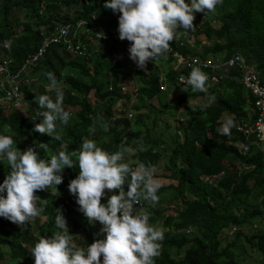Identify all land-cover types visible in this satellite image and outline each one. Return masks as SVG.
<instances>
[{
	"label": "trees",
	"instance_id": "trees-1",
	"mask_svg": "<svg viewBox=\"0 0 264 264\" xmlns=\"http://www.w3.org/2000/svg\"><path fill=\"white\" fill-rule=\"evenodd\" d=\"M103 3L104 0H0V60L11 56L20 63L41 45L42 30L50 33L55 26L81 20L91 30L108 36L100 41L110 47L106 54L97 51L89 44L94 36L86 31L80 33L86 46L81 54L72 55L61 45L50 44L31 72L33 76L41 73L43 83L37 89L33 88L35 84L22 87L27 102L22 110L0 108V133L11 135L13 146L21 151L27 147L36 150V145L46 143L47 152L37 148L43 158L54 154L62 142L68 143L69 151H78L82 138H87L108 152L121 147L133 150L129 162L132 167L138 162L151 164L162 185L157 193L159 200L155 206L141 201L134 207L150 214V225L164 230L155 264H240L235 259L240 250L234 248L240 237L260 253L264 262V144L257 141L254 133L244 135L237 130V126L251 125L257 114L252 94L240 81V71L222 64L202 68L207 75V92L182 91L179 78L186 79L190 70L174 67L169 53L149 61L144 70L138 69L128 58L129 42L117 38L119 13L105 9ZM65 6L76 8L70 20L60 17ZM15 10H25L23 20H19ZM212 13L194 12L193 30L178 31L177 37L169 42L170 47L213 63L216 58L224 61L239 53L247 64L254 66L264 85V0H222ZM17 28L20 30L15 33ZM5 39L10 41L9 54L2 48ZM118 55L123 58L118 59ZM46 71L56 75L63 92V107L71 113L67 124L57 123L60 141L32 131L34 123L40 120L31 119L38 108L34 99L45 94ZM133 71L135 77L131 75ZM129 87L133 88L132 93ZM163 87L180 90V102H184L181 109L180 102L168 105L162 101ZM90 92L97 102L89 100ZM134 93L137 98L132 108L136 114L129 116L126 102ZM154 99L163 113L179 120L172 133H166V126L165 131H158L157 111L151 103ZM117 103H120L118 110ZM201 104L206 107L201 109ZM141 109H147L148 114H141ZM149 113L154 116L147 121ZM131 117L136 128L130 127ZM227 117L233 119L234 126L230 135L224 136L217 129ZM102 124L107 125V131L101 128ZM242 143L249 145L248 152L242 151ZM9 170L6 162L0 163V181ZM77 173V167H65L55 195L51 188L34 193L39 197L38 205H43L39 215L44 222L34 219L21 228L0 218V253L8 252L7 260L33 264L27 249L41 236L58 231L54 224L57 208L76 248L103 238L100 224L95 221L89 224L78 211L74 196L63 193ZM123 187L126 190L127 186ZM58 193L65 195L67 201L59 198ZM186 194L190 197L184 198ZM105 195L111 193L105 190ZM256 198L259 203L250 208ZM163 203L170 205L164 207ZM255 221L259 223L256 230L245 233L244 229ZM224 232H234L236 236L226 246L221 245Z\"/></svg>",
	"mask_w": 264,
	"mask_h": 264
},
{
	"label": "clouds",
	"instance_id": "clouds-1",
	"mask_svg": "<svg viewBox=\"0 0 264 264\" xmlns=\"http://www.w3.org/2000/svg\"><path fill=\"white\" fill-rule=\"evenodd\" d=\"M220 3L222 0H104L103 7L119 13L117 38L129 42L128 58L138 69L144 70L149 61L166 56L171 50L169 42L177 37L178 31L193 30L194 12L204 15L214 12ZM44 76L47 79L45 94L34 99L38 108L31 117L40 120L34 123L32 131L60 141L57 123L67 124L71 113L63 107V92L56 75L46 71ZM206 81L207 75L199 66H190L187 78H181L180 87L186 92L206 93ZM31 84H40V79ZM25 106L24 99L23 106L17 110ZM233 126V119L227 117L217 131L229 136ZM101 128L107 131L106 124ZM37 148L47 152L48 145L41 142L36 150L27 147L21 151L13 146L11 135L0 133V163L10 166L8 174L0 181V218L21 228L25 222L34 221L43 208L34 193L51 188L53 194H57L56 186L62 183L63 169L75 166L78 173L69 180L67 190L88 223L100 224L103 238L76 248L71 243L65 218L57 208L54 224L58 231L51 236H41L27 249L33 264H155L164 230L150 225V214L134 207L141 201L155 206L159 200L157 193L162 185L155 178L151 164L138 162L132 167L125 161L126 148L108 152L87 138H82L78 151H69L68 143L62 142L47 158L39 156ZM123 185L127 186L126 190ZM105 190L111 195L106 196ZM58 197L67 201L62 193H58ZM102 197V200L107 197L106 202H100Z\"/></svg>",
	"mask_w": 264,
	"mask_h": 264
},
{
	"label": "built area",
	"instance_id": "built-area-1",
	"mask_svg": "<svg viewBox=\"0 0 264 264\" xmlns=\"http://www.w3.org/2000/svg\"><path fill=\"white\" fill-rule=\"evenodd\" d=\"M83 31L92 34L96 40L108 39V36L103 35L101 31L91 30L86 21L81 20L75 22V24L64 23L55 26L50 33L42 30L40 33L42 37L41 45L35 51L28 53L20 63L14 62L11 56L2 58L0 60V108L18 109L23 106L22 87L38 82V75H31L32 68L42 60L50 44L61 45L66 52L72 55L81 54L85 49L80 36ZM2 48L9 54L10 41L8 39L3 40ZM170 48L171 50L168 53L173 58L174 67L183 66L190 70V66H199L201 70L202 68H214L222 64L240 71V81L252 94L257 114L251 126H237V130L244 135L254 133L256 139L264 144V85L261 83L254 66L247 64L239 53H234L224 61H222V58H216L213 63L195 55L184 54L175 46ZM179 81H181V78H179ZM241 149L245 153L249 150V145L242 143Z\"/></svg>",
	"mask_w": 264,
	"mask_h": 264
},
{
	"label": "rangeland",
	"instance_id": "rangeland-1",
	"mask_svg": "<svg viewBox=\"0 0 264 264\" xmlns=\"http://www.w3.org/2000/svg\"><path fill=\"white\" fill-rule=\"evenodd\" d=\"M75 7L74 6H65L62 11H61V14H60V17L61 18H65L70 20L74 14H75ZM15 13L18 15L19 17V20H23L24 18V13H25V10H15ZM212 13V12H211ZM213 14V13H212ZM20 30V28H17L14 30L15 33H18ZM202 43H206L205 41H203ZM89 44H92L94 46V48L97 50V51H101L102 53H108V50H109V45L108 44H104V43H101V41H96V40H91L89 42ZM118 59H122L123 56L122 55H118L117 56ZM132 74V77H135L136 76V73L133 71L131 72ZM40 76V84L38 85H33V88L34 89H37V87H39L43 82L41 80V73L39 74ZM129 88H132V87H129ZM163 91H162V94H161V99L162 101L166 102V104L168 105H173L175 103H179L181 98H182V93L180 92V90H178L177 88L175 87H170L169 90H166L165 87L162 88ZM133 92V88L131 90V93ZM132 98L130 100H128L126 103H127V106L129 107V109H127V114L131 113L132 115L136 114V111L132 108V105L135 103L136 101V96L135 93L132 94ZM89 100L93 103V102H97L96 98L93 96V93L90 92L89 93ZM125 101L123 100L122 103H124ZM189 102L190 103H193V99L192 98H189ZM151 103H152V106L155 108V110L157 111L156 113V124H157V129L158 131H165V126H166V133L169 134V133H172L179 125V120H176L174 117H170L168 114L166 113H163V111L160 110V108H158V102L156 99L154 100H151ZM184 105V102L181 101L180 102V109L183 107ZM99 106V105H98ZM131 106V107H130ZM67 108L69 110H72L73 112L77 111V108H71V106H67ZM120 108V103H117L115 105V109H119ZM131 108V109H130ZM26 111V109H25ZM140 112H142L141 114H148V111L147 109H141ZM160 112V113H159ZM154 114L152 113H149L148 115V118H147V121H150L152 118H153ZM133 118L134 117H131L130 119V127H135L136 128V124H134V121H133ZM145 120V122H147ZM128 151H126L125 153V161L126 162H130L132 160L131 158V155L132 153L134 152L133 150L131 149H127ZM63 193L65 195H71L69 194L67 188L64 189ZM63 195V194H62ZM63 195V196H65ZM187 197H190V195H184V198H187ZM259 198H256L255 200H253V204L250 205V208H254V203H259ZM164 205L165 206H169L170 204H167V203H163L162 206ZM171 207V206H170ZM249 208V209H250ZM165 214H167V211H165ZM35 219L38 220L39 223H42L44 222V217L41 216V215H38L37 217H35ZM257 226H259V223L257 221L253 222L250 226H247L244 231L245 233L247 234H251L253 233ZM236 232V231H234ZM234 232H224L222 235H221V245L222 246H226L227 244H231L233 241H234V238L236 237ZM237 248L240 250V254L238 256L235 257V259H237L239 261L240 264H261V263H264L262 261V259L260 258V253H257L255 251V249L253 247H251L250 244H248L246 241H245V238L243 237H240V239L237 240V242H235V245H234V248ZM5 248V247H4ZM234 248H232V250H234ZM237 250H235L236 252ZM1 252V251H0ZM10 254L8 252H2L0 253V264H24L23 262H15L13 260H7V257L9 256Z\"/></svg>",
	"mask_w": 264,
	"mask_h": 264
}]
</instances>
